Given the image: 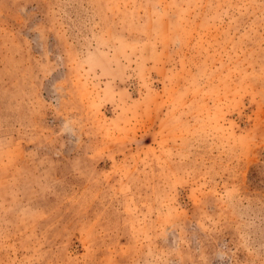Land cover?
I'll return each mask as SVG.
<instances>
[{
  "label": "rangeland",
  "instance_id": "rangeland-1",
  "mask_svg": "<svg viewBox=\"0 0 264 264\" xmlns=\"http://www.w3.org/2000/svg\"><path fill=\"white\" fill-rule=\"evenodd\" d=\"M0 264H264V0H0Z\"/></svg>",
  "mask_w": 264,
  "mask_h": 264
}]
</instances>
